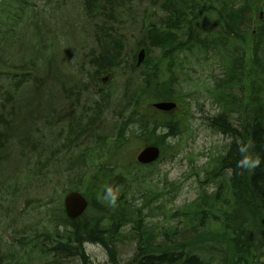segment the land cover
<instances>
[{"label":"rangeland","instance_id":"374dc122","mask_svg":"<svg viewBox=\"0 0 264 264\" xmlns=\"http://www.w3.org/2000/svg\"><path fill=\"white\" fill-rule=\"evenodd\" d=\"M94 1L99 7L91 15L84 8V0H4L7 11L15 10L22 17L13 24L0 15V111L4 110L5 122L13 121L19 128L18 137L8 140V145L0 138V256L6 258L2 264L49 262L38 261L29 252L30 240L36 233L53 230L49 211L62 204L75 182L63 170L83 150H91L84 171L105 165L109 175L126 179V184L119 185L126 191L122 193L118 186L106 190L105 195L111 200L122 194L123 201L134 198L133 204L144 214L142 220L151 235L169 228L171 220L199 232L200 209L194 210L199 194L204 193L200 207L208 213L212 211L214 185L206 180V172L209 164L224 153L230 139L209 127L210 119L221 110L208 90L214 81L224 77L223 62L211 52H190L186 59L179 56L176 64L180 70L168 71L167 63L157 70V76L161 75L157 93L171 88L169 100L178 104L164 116L177 123L179 133L161 141L160 161L136 167L135 156L147 145L145 136L154 139L166 132L157 130L154 135H144L138 124L131 123L143 113L152 119L163 118L151 108V103L158 100L147 102L143 95V81L152 75V67L160 63L157 59L162 56L159 49L150 46L147 35L149 25L163 18L162 0H113L117 2L110 8L115 11V23L105 22L100 15L105 0ZM109 1L112 0L106 3ZM260 14V10L254 12L252 30L264 20V13L262 17ZM104 24L109 36L116 40L112 54L117 56L118 66L100 70L102 66L91 65L90 61L103 56L102 40L112 46L113 39L103 37L99 28ZM142 44L145 51L148 46L149 52L142 65L134 68L138 46ZM14 74L19 75L16 80L12 78ZM21 78L27 80L22 82ZM104 78L107 81H102ZM234 92L239 93L238 88ZM124 93L139 97L127 101ZM240 96L246 101L247 97L242 93ZM94 112L101 113L96 120L92 118ZM72 121L79 127L72 128ZM122 128L119 143L117 135ZM71 129L76 135L70 136ZM4 130V126L0 127V134ZM66 136L72 140L71 147L58 154ZM98 152L101 156L96 157ZM146 190L155 192L147 206L141 199ZM218 209L223 210L224 205ZM218 226V222L211 221L203 230L217 232ZM123 235L126 236L120 238L114 254V262L119 264L131 261L136 249V242L130 239L134 236ZM85 252L92 264L108 262L107 251L100 246L87 244Z\"/></svg>","mask_w":264,"mask_h":264},{"label":"trees","instance_id":"16d2710c","mask_svg":"<svg viewBox=\"0 0 264 264\" xmlns=\"http://www.w3.org/2000/svg\"><path fill=\"white\" fill-rule=\"evenodd\" d=\"M106 2L101 7L103 11L100 15L105 22L115 23V11L110 8L117 2ZM5 4L4 0H0V15H5L15 24L19 19L17 12L7 11L3 7ZM83 4L87 14L91 15L99 7L94 0H84ZM119 5L123 6L122 3ZM160 9L162 20L151 23L147 30L150 46L159 49L162 54L157 59L160 63L152 67V75L143 81V95L147 102L172 99L171 88L157 93L161 81L157 70L163 63H167L168 71L172 72L181 68L176 64L180 62V55L186 59V53L211 52L224 65V77L214 81L212 89L208 90L221 110L210 119L209 127L230 139L224 153L209 164L206 172V180L214 185L212 211L208 213L200 207L204 193L199 194L200 199L194 204V210L199 208L201 214L199 232L193 227H182L180 221L171 220L168 223L170 227L163 229L158 240H155L143 225L144 214L134 206V198L123 201L122 194L116 200H111L105 195L109 188L126 184V179L109 175L110 171L105 165L98 166L94 171H84L85 160L91 157V150H83L67 163V169L63 172L71 174L75 181L68 191H80L88 201V208L75 220L66 218L61 203L49 211V223L53 224V230L36 233L30 240L31 248H28L38 261H49L47 264H92L85 252V245L93 244L107 251V264H119L114 262L117 244L120 238L126 236H122V233H131L134 237L130 239L136 242V256L126 264H264V20L255 24V34L250 28L255 23L252 22L254 12L260 10L264 13V0H162ZM106 26L99 27L102 28L103 37L109 36L107 32L110 31ZM143 31L146 32L145 29ZM109 38L113 39L112 46L102 40L103 56L91 58L90 61L91 65L102 66L100 70L118 66L115 62L117 56L112 54L116 40L111 35ZM145 47L149 52L148 46ZM18 77L12 75L14 80ZM19 80L23 82L27 79ZM246 83L249 85L244 86ZM235 88L239 93L234 92ZM241 93L247 97L246 101L241 98ZM138 97L124 93L127 101ZM8 99L12 98L8 95ZM3 113L0 127L4 126L5 130L0 138L7 143L18 137L19 128L14 126L13 121L5 122ZM147 114L143 113L131 122L139 125L141 134L154 135L158 129L166 131L163 137L154 136L153 139L145 136L147 144L161 148V141L165 137L178 135L177 123L169 122L168 116L152 119ZM99 115V112H94L92 118L96 120ZM72 122V128L74 125L79 127ZM72 130L70 136L76 135ZM123 134L124 128L118 131L119 143ZM65 139L66 144L62 145V151L58 154L71 147L72 140L69 136ZM95 155L101 156V152ZM82 176L86 178L85 181ZM119 187L122 193L126 191V188ZM145 192L141 195L144 205L155 197V192ZM221 206L223 210L218 209ZM211 221L219 223L215 227L217 232L206 230ZM126 226H130L129 232L124 231ZM23 248L26 249V246ZM4 259L1 254L0 264Z\"/></svg>","mask_w":264,"mask_h":264},{"label":"water","instance_id":"95a60500","mask_svg":"<svg viewBox=\"0 0 264 264\" xmlns=\"http://www.w3.org/2000/svg\"><path fill=\"white\" fill-rule=\"evenodd\" d=\"M144 51L141 50L137 55V65H140L144 59ZM160 111H171L175 108V104L171 102H160L153 105ZM159 155L158 149L155 147L145 148L138 156L137 161L141 164H149L157 159ZM64 211L69 219L78 218L86 209L87 202L78 192L68 193L63 200Z\"/></svg>","mask_w":264,"mask_h":264},{"label":"flooded vegetation","instance_id":"af4514ba","mask_svg":"<svg viewBox=\"0 0 264 264\" xmlns=\"http://www.w3.org/2000/svg\"><path fill=\"white\" fill-rule=\"evenodd\" d=\"M11 102V101H10ZM0 162H2L1 160H0ZM1 164V163H0Z\"/></svg>","mask_w":264,"mask_h":264},{"label":"bare ground","instance_id":"6f19581e","mask_svg":"<svg viewBox=\"0 0 264 264\" xmlns=\"http://www.w3.org/2000/svg\"><path fill=\"white\" fill-rule=\"evenodd\" d=\"M98 113V112H97ZM101 114V113H100Z\"/></svg>","mask_w":264,"mask_h":264}]
</instances>
